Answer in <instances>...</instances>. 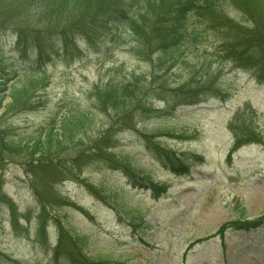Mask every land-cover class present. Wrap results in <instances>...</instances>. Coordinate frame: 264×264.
<instances>
[{
  "label": "rangeland",
  "instance_id": "obj_1",
  "mask_svg": "<svg viewBox=\"0 0 264 264\" xmlns=\"http://www.w3.org/2000/svg\"><path fill=\"white\" fill-rule=\"evenodd\" d=\"M36 11L0 0V71L20 73L10 82L20 89L37 83L0 110V264H264V225L217 234L243 209L245 221L264 217V0L191 12L187 29L203 38L187 36L166 62L150 25L139 35L126 21L81 33L70 30L74 12L44 21ZM227 45L248 59L220 58ZM134 72L146 107L105 109V84ZM184 89L192 94L176 93ZM74 108L88 119L64 152L2 147L3 138L48 141ZM237 137L251 143L231 158Z\"/></svg>",
  "mask_w": 264,
  "mask_h": 264
},
{
  "label": "trees",
  "instance_id": "obj_2",
  "mask_svg": "<svg viewBox=\"0 0 264 264\" xmlns=\"http://www.w3.org/2000/svg\"><path fill=\"white\" fill-rule=\"evenodd\" d=\"M24 3L26 6L35 7L36 15H39L44 21L54 18L61 19L63 16H69V13L75 14L72 17L73 27L70 30H77L75 32H91L94 31L95 24L102 23L108 24L109 22L121 23L126 21L130 24L131 30L136 34L144 32L150 25V37L157 46L159 55L158 59L161 62H166L170 59V55L174 53L179 47L180 43L187 37L193 39H202L203 35L199 32L196 26L192 30L187 29L186 19L187 16L193 12L198 17L203 16L204 9L210 8L214 10L215 4L218 0H131L134 6L125 8L122 6L118 12L112 11L115 3H119L120 0H99L97 11L91 13V9L86 6H90L93 1L96 0H18ZM108 4L106 8L102 5ZM131 3H129L130 5ZM128 6V5H127ZM104 8V9H103ZM84 9V13H77V10ZM63 12V13H62ZM60 14V16H59ZM67 18V17H66ZM65 18V19H66ZM79 18V19H78ZM201 18V17H200ZM70 21V22H72ZM152 22V23H151ZM94 24V25H92ZM62 33V39L64 46L71 45L72 36L66 32ZM74 36V35H73ZM21 41V40H20ZM40 47V51H41ZM223 51V53H222ZM221 51L220 58L229 57L231 59H239L240 61L247 60L248 57L244 55L245 51L240 50L236 46H225ZM0 58L1 52H0ZM219 60V59H218ZM6 66L0 61V68ZM20 76V73H13L11 76L0 71V110L3 113L14 109L17 105H20L32 86L37 85L32 81L29 84H25L21 89L16 87L15 83H10L13 79ZM203 83V80L201 81ZM144 84V76L140 74L132 73L130 79L122 82H109L105 84L104 97H102V103L104 108L111 112H120L123 109L136 110L138 108L144 109L147 105L145 101H142L141 94ZM192 89L176 90V93L182 95H191ZM10 97V100L5 103V100ZM180 98V97H179ZM143 102V103H142ZM71 110L73 112H71ZM69 110L68 114H65L60 119V126H57V120L53 122L49 133L51 138L48 141L41 137L35 141L34 145L29 143L23 144V142H13L10 140L2 139V147L11 152H20L26 150L29 154H39L45 158L50 157L54 152L60 153L68 149V141L77 134L84 126V122L88 119V115L83 110L77 108ZM60 129L62 134H58L56 130ZM54 131V133H53ZM81 142V141H80ZM237 142H240V138L237 137ZM174 166V164H172ZM245 210H242L243 217H238L234 224L245 218ZM262 220V218H260ZM260 221V220H259ZM259 221H254L251 224H256ZM240 223V222H239ZM223 231V229H221ZM76 264H82L78 259H72Z\"/></svg>",
  "mask_w": 264,
  "mask_h": 264
}]
</instances>
